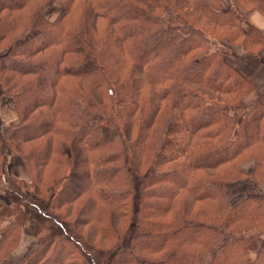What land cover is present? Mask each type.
<instances>
[{
  "label": "trees",
  "instance_id": "1",
  "mask_svg": "<svg viewBox=\"0 0 264 264\" xmlns=\"http://www.w3.org/2000/svg\"><path fill=\"white\" fill-rule=\"evenodd\" d=\"M48 1L0 0V264L28 222L17 264H264V194L225 196L249 160L264 184V102L222 43L260 58L264 0Z\"/></svg>",
  "mask_w": 264,
  "mask_h": 264
},
{
  "label": "crops",
  "instance_id": "2",
  "mask_svg": "<svg viewBox=\"0 0 264 264\" xmlns=\"http://www.w3.org/2000/svg\"><path fill=\"white\" fill-rule=\"evenodd\" d=\"M240 27L244 32H248L250 30L258 31L264 38V16L256 9H249L245 11H241L240 18ZM233 60L231 65L246 79H250L255 84V89L248 95L243 97V102L245 106L251 107L258 99L263 100L264 102V47L261 50L260 58L254 59L252 55L246 54L243 49L240 47H233ZM12 102V101H11ZM3 106V105H2ZM12 110L15 113L13 102L10 104ZM11 110V111H12ZM9 114V111L5 105L0 109V117H6ZM254 168V162L249 160L241 165L242 171L249 174ZM7 173L9 176H13L17 179L29 180V174L24 161L16 154H13L9 158ZM237 188L244 187L251 190L254 189L259 193L264 194V185H256L250 178H245L237 181ZM236 182V183H237ZM238 202V201H237ZM4 206L2 202L0 204V212ZM32 229V233L29 234L31 237L30 241L26 240V236H28L27 229ZM35 230L36 226L33 222H28L25 228L23 229L20 241L16 249L12 252L10 256V260L12 264H17L18 261L22 258V256L26 253V251L33 246L35 241ZM1 239V234H0Z\"/></svg>",
  "mask_w": 264,
  "mask_h": 264
},
{
  "label": "rangeland",
  "instance_id": "3",
  "mask_svg": "<svg viewBox=\"0 0 264 264\" xmlns=\"http://www.w3.org/2000/svg\"><path fill=\"white\" fill-rule=\"evenodd\" d=\"M220 7L223 9V10H227L230 6H233L235 5V2L233 0H220ZM61 4L58 3L57 1L55 0H50L47 2L46 5H44V7L42 8L41 12L43 14V16L45 18H47L48 20L50 21H53L57 14L59 13V11L61 10ZM223 45H226L227 48H229L230 50V53H232V55L234 54L233 53V50L231 47L227 46L226 42L223 41L222 42ZM232 51V52H231ZM246 54H249V55H252L246 51H244ZM230 55L229 58L227 59L229 61V63L231 64L232 60H233V56ZM3 93V91L1 90L0 88V94ZM1 96V95H0ZM11 100L5 96H1L0 97V109H2V107L5 105V107H7L8 111H9V114L4 118L2 117L4 120L1 119L0 117V122L5 126L4 127V130L6 129V126H8V124L10 122H15L16 121V114L14 113V111L12 110V107H10V104H11ZM3 105V106H2ZM12 110V111H11ZM63 152H66L65 151V147L63 146ZM247 162V161H246ZM245 163V162H244ZM243 164V163H242ZM241 164V165H242ZM240 165V167H241ZM253 171V170H252ZM251 171V172H252ZM245 173V176H243L242 178H239L237 180H234V181H230L227 183V187H226V193H225V196H226V199H227V202L230 204V205H233L235 203H237V201L239 202L241 199H243L244 197L248 196L250 194L251 191H256L254 189H251L249 190L247 187L244 188V187H240V188H237V185H238V182L237 181H240L242 179L245 178H250L253 183H255L256 185H261L262 183H256L254 182V180L250 177V174ZM237 182V183H236ZM264 185V184H263ZM4 203L5 204V200L4 198H2V195L0 193V204L1 203ZM27 232H28V236H26V240L27 241H30L31 240V237L29 236V234L32 233V229L29 227L27 229ZM263 240H264V237H263ZM109 244V242H106ZM19 244V243H18ZM13 252V251H12ZM12 254V253H11ZM10 254V256H11Z\"/></svg>",
  "mask_w": 264,
  "mask_h": 264
}]
</instances>
